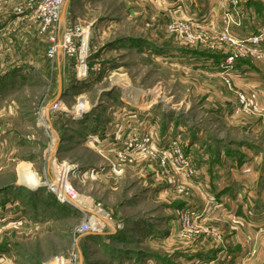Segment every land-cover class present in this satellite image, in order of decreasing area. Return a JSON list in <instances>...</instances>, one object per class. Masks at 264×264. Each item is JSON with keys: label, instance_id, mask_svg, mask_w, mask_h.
<instances>
[{"label": "rangeland", "instance_id": "374dc122", "mask_svg": "<svg viewBox=\"0 0 264 264\" xmlns=\"http://www.w3.org/2000/svg\"><path fill=\"white\" fill-rule=\"evenodd\" d=\"M40 1L0 0V264H264L242 256L245 222L264 233L247 207L264 205V57L242 40L264 20L242 28L228 0H65L64 26L90 28L77 77L47 55ZM62 168L74 204L43 185ZM90 211L102 229L80 232Z\"/></svg>", "mask_w": 264, "mask_h": 264}, {"label": "built area", "instance_id": "2783aa9c", "mask_svg": "<svg viewBox=\"0 0 264 264\" xmlns=\"http://www.w3.org/2000/svg\"><path fill=\"white\" fill-rule=\"evenodd\" d=\"M65 0H41L37 10L40 18V30L42 32H49V39L51 45L48 49L47 55L50 58L55 57L57 54H61L64 57H71L74 59V67L77 72V77H82L87 70V59L89 55V36L90 28L88 26H83L79 22H74L71 26H64L61 36H56L55 32L64 22L61 21V12ZM233 3H237V0H228ZM222 39H227L231 43H237L233 37L224 34ZM243 45L245 49L253 56L264 57V26L259 28L256 33H251L246 37ZM233 54L227 57V62H231L233 59ZM226 82L228 77L225 78ZM57 105V104H56ZM55 105V106H56ZM173 153L175 157L180 160L185 161V156L179 146L173 148ZM56 179V178H55ZM67 183L69 182L66 177ZM53 180L45 182V185L49 190L55 194L56 198L62 202H70L69 198H74L76 196L73 187L69 186V190L62 193L55 189ZM50 184V185H49ZM75 193V194H74ZM65 195V196H64ZM89 216V215H88ZM92 215L88 218L89 220H83L79 227L80 232H86L88 230L102 229L99 226V221L92 220ZM98 227V228H97ZM76 254H71L69 257L58 256L53 259V264H76L77 260Z\"/></svg>", "mask_w": 264, "mask_h": 264}, {"label": "crops", "instance_id": "0c3cea01", "mask_svg": "<svg viewBox=\"0 0 264 264\" xmlns=\"http://www.w3.org/2000/svg\"><path fill=\"white\" fill-rule=\"evenodd\" d=\"M224 12H228L230 17L232 16L235 20L240 21V24H242L243 26L242 28H244V26H247L246 23H249L252 20L253 21L264 20V0H238V2L234 6L233 5L229 6V4L226 5L225 8L222 10V13ZM61 17H62V12H61ZM213 19H214L216 26L220 28L221 26L218 24V22L220 21V16L218 15V13L216 14V16H213ZM63 21H65L64 17H63ZM64 24L65 23H63V25L61 26L62 30L64 28ZM232 32L234 33L233 29H232ZM237 34L240 35L239 33ZM254 65L256 66L255 68L256 69L258 68L261 71V74L264 76V59L263 61H259L258 63L255 62ZM254 65H250V66L253 67ZM58 70H60V66H58ZM253 93H254L253 95L256 96V92H253ZM262 98L264 100V97ZM244 164H247V163H244ZM250 195H253V194L248 193L247 197H249ZM256 195L261 197V194L257 193ZM256 195L254 197H256ZM247 207L249 208L248 212H250L251 209L256 210V211L262 209L264 211V205L263 206L253 205L251 200H250V205L249 206L247 205ZM245 225L247 226L245 229H248V230L243 235V238L244 240H246V244H247V247L243 249L244 252H242L243 260H246V261L248 260L249 262L252 260L264 261V248L261 249V245L259 244L261 243V240L264 237V233L263 232L258 233V232H255L254 230L252 231L251 229H254V227L252 226L251 223L245 222ZM257 227H258V230H264V224L262 223L258 224ZM244 264H247V263L244 262Z\"/></svg>", "mask_w": 264, "mask_h": 264}, {"label": "bare ground", "instance_id": "6f19581e", "mask_svg": "<svg viewBox=\"0 0 264 264\" xmlns=\"http://www.w3.org/2000/svg\"><path fill=\"white\" fill-rule=\"evenodd\" d=\"M39 120H44L43 117L39 116ZM66 172H67V169L66 168H62L60 171H59V175L56 177L55 180L52 181V183L54 184V188L57 189L59 192L62 193V190L63 192L65 193L66 191L69 190V186L71 187V184L70 182L67 183V180H66ZM27 183L29 184L30 183V186H34L36 185V179L32 177H29L27 179ZM43 185H45V183L43 182ZM50 185V184H49ZM67 187H68V190H67ZM67 193V192H66ZM75 194V193H74ZM65 196V195H64ZM77 198V195L74 197V199ZM71 203H73V199L72 198H69ZM77 200H79V198H77ZM74 204V203H73ZM82 211H84L83 209H81ZM91 214H92V220H102L101 216H99L97 213L93 212V211H90ZM84 213V212H83ZM103 214V213H102ZM89 217V216H88ZM102 222V221H100ZM103 223V222H102ZM105 223V222H104Z\"/></svg>", "mask_w": 264, "mask_h": 264}]
</instances>
